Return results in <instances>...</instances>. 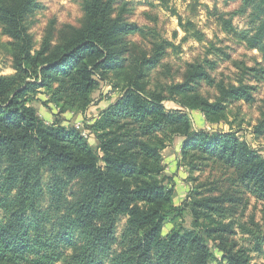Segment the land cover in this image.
Wrapping results in <instances>:
<instances>
[{
  "label": "trees",
  "instance_id": "trees-1",
  "mask_svg": "<svg viewBox=\"0 0 264 264\" xmlns=\"http://www.w3.org/2000/svg\"><path fill=\"white\" fill-rule=\"evenodd\" d=\"M83 2L81 28L35 49L27 17L39 2L0 0V25L13 40L15 70L0 75V264H259L234 238V197L217 187L196 188L175 204L163 151L183 137L180 166L191 173L210 164L232 170L245 192L264 201V155L232 126L215 127L229 124L230 104L255 102L264 81V0H241L240 12L251 15L241 38L261 61L245 67L249 81L230 85L217 82L201 64H189L181 82L153 81L174 44L155 29L116 17V0ZM181 26L205 40L200 29L189 28L191 22ZM137 33L151 39L150 53L128 41ZM213 51L226 54L215 46ZM201 80L217 87L215 101L198 91ZM100 81L121 94L86 125L97 147L83 130L49 123L34 106L43 93L59 114L84 112ZM193 110L213 127L194 129ZM254 133L264 136V114ZM186 210L192 228L183 225ZM240 227L262 250L256 232Z\"/></svg>",
  "mask_w": 264,
  "mask_h": 264
},
{
  "label": "rangeland",
  "instance_id": "rangeland-1",
  "mask_svg": "<svg viewBox=\"0 0 264 264\" xmlns=\"http://www.w3.org/2000/svg\"><path fill=\"white\" fill-rule=\"evenodd\" d=\"M39 7L33 9L27 17V26L33 36L34 48L39 49L44 41L56 45L69 37L76 29L83 26L86 21L83 0H37ZM241 0H116L114 4L115 16L134 23L146 29H155L164 39L174 46L167 49V55L159 68L152 74V80L159 79L165 83L181 82L188 70L189 64L204 65L207 71L217 82L227 85L237 84L239 79L249 81L245 74V67L256 66V59L261 61L259 51L250 49L244 39L242 31L250 27V11L247 14L240 12ZM193 26L200 29L204 35L203 42L195 39L181 25ZM232 25L233 30L228 32L226 27ZM193 31V30H192ZM128 41L147 54L151 52V39L140 34L129 36ZM12 38L3 33L0 25V75H12L15 70L12 65ZM215 46L226 54L212 52ZM138 51H134L137 53ZM206 61L213 62L208 64ZM243 75L245 78H243ZM247 79V80H246ZM250 83L254 84L255 81ZM198 91L211 101L219 97L215 85H209L201 80L195 83ZM121 94L114 90L108 81H100L99 88L93 94V102L84 112H67L59 114L58 108L53 103H46L48 95L38 94L34 102L39 116L47 122L58 120L68 126H76L89 134V140L97 147V140L86 125L92 124L111 101ZM256 101L246 103L239 101L229 105V124L221 123L216 128L229 131L232 126L238 135L246 139L254 148L264 155V136L257 137L254 126L263 118L264 114V81L258 83L255 91ZM169 107L174 104L167 102ZM194 129L207 128L203 113L199 110L190 111ZM183 137H176L164 151L163 157L166 174L171 176L175 185V204L182 205L188 200L193 189L203 190L217 187L220 194L226 193L236 199L229 204L234 210V220L237 234L234 236L239 246L250 249L253 262L264 263V201L257 200L245 192L243 186L238 185L234 171L224 167L210 164L204 171L191 173L187 167L179 165ZM219 192L216 191L217 194ZM183 225L192 228V216L188 210L184 212ZM126 223L123 219L120 226ZM240 225H245L256 232L262 242V250L258 251L257 238L244 233ZM167 224L165 232L171 229ZM69 251H66L68 253ZM220 256L221 254L217 252ZM62 264V263H58ZM213 264V263H211Z\"/></svg>",
  "mask_w": 264,
  "mask_h": 264
},
{
  "label": "built area",
  "instance_id": "built-area-1",
  "mask_svg": "<svg viewBox=\"0 0 264 264\" xmlns=\"http://www.w3.org/2000/svg\"><path fill=\"white\" fill-rule=\"evenodd\" d=\"M84 134H85L87 137H89V134H88V133L84 132Z\"/></svg>",
  "mask_w": 264,
  "mask_h": 264
}]
</instances>
